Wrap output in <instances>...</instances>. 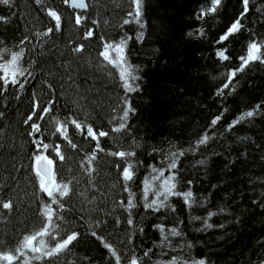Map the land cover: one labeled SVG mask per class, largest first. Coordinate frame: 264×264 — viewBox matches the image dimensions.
<instances>
[{
  "label": "trees",
  "instance_id": "trees-1",
  "mask_svg": "<svg viewBox=\"0 0 264 264\" xmlns=\"http://www.w3.org/2000/svg\"><path fill=\"white\" fill-rule=\"evenodd\" d=\"M86 1L81 25L75 24L76 10L63 0L0 4V16L7 18L0 22V55L9 59L22 50L20 64L27 70L19 78L27 80L22 89L11 84L7 91L0 88V200L13 202L11 210L0 206V252L15 255L23 237L42 227L40 213L48 198L32 167L37 152L33 140L39 139L59 145L65 157L60 161L51 147L45 153L55 161L57 183H68L70 189L67 197H58L64 203V220L57 239L71 231L79 236L68 249L31 264H116L117 256L119 264H128L133 256L140 264H192L200 259L206 264H264V63L251 62L224 87L228 74L241 67L239 57L246 56L248 44L264 46V0H249L242 29L223 42H218L220 37L241 17L242 0H222L215 13L202 16L211 0H141L142 41L137 40L140 26L128 14L134 10L130 0ZM49 9L61 16L62 26L43 35L54 25ZM89 29L93 36L85 39ZM125 37H130L125 66L138 77L129 83L140 89L134 93H126L120 69L100 55L106 43ZM80 45L83 51L75 52ZM223 49L226 61L217 56ZM126 99L135 113L117 133ZM36 102L52 108L43 120L38 119ZM34 110L37 115L26 123ZM248 111L259 114L240 120ZM67 118L84 126L83 135L67 126L76 148L53 134L56 121ZM33 122L41 128L37 135L32 134ZM89 125L97 134L109 133L100 138L105 151H97L96 141L85 138ZM205 134L208 143L198 144ZM94 151L96 159L88 164ZM114 151H135L141 161L132 186L138 201L150 166L161 168L171 153L184 152L177 162V190L190 188L196 203L187 208L173 197L169 202L174 211L155 214L138 206L133 219L144 217V231L134 232V226L125 223L128 212L120 206L128 193L122 187L123 163L109 154ZM209 212L217 213L208 221L213 228L201 230ZM155 224L176 227L182 236L170 237L168 245L161 246ZM45 240L49 248L55 246L56 241Z\"/></svg>",
  "mask_w": 264,
  "mask_h": 264
},
{
  "label": "snow or ice",
  "instance_id": "snow-or-ice-1",
  "mask_svg": "<svg viewBox=\"0 0 264 264\" xmlns=\"http://www.w3.org/2000/svg\"><path fill=\"white\" fill-rule=\"evenodd\" d=\"M13 0H0V4L5 6H11ZM42 0H36V3H41ZM65 4H69L73 9H87L88 4L85 0H63ZM131 4H134V10L130 11L128 14L132 16L133 21L138 24L141 28V32L137 36V40H143V28L144 24L142 22L143 15V5L141 0H130ZM222 0H211V6L207 8L206 12H202L200 16L207 15L210 13H215L219 6H221ZM243 9L241 13V17L237 18L228 28L227 32L220 37V41L223 42L229 39V36L239 32L243 25L241 24V18L248 11L249 0H242ZM47 15L54 21L53 27H49L47 32L43 33V35H49L53 33V30L60 31L62 26V18L61 16L54 10L49 9L47 11ZM199 18V16H198ZM86 19V17H82L80 14H76L75 16V24L81 25L82 21ZM0 22H7V18L4 16H0ZM132 21L125 20L124 24H128ZM95 23V21H93ZM203 33H201L202 35ZM93 36V31L91 29L87 30L85 33V39L91 38ZM130 39V37H125L121 39L118 43H106L103 46V51L100 53L101 56L104 57V60L109 64L114 65L116 68L120 69L119 77L120 80L123 81L122 88L126 90V93H134L138 92L139 85L135 86L133 83H129V80L136 81L138 77L132 75L129 71V67H126L128 61L125 56V48L126 42ZM262 46L261 44L252 41L248 44L247 54L246 56H241L239 59L241 60V67H239L236 71H232L228 74V83L224 85L225 88L229 86L231 83V77H235L237 71H243L244 67L248 66L251 62L259 61L264 63V55H262ZM75 52L79 53L83 51V45H80L74 49ZM226 49L220 50L217 52V56L221 60H228L229 56L226 55ZM113 53L115 56H113ZM23 56V51L13 52L10 55L9 59H5L2 55H0V88L4 91H7L8 86L11 84L13 87L19 85L22 89L24 84L27 83L25 79L22 83L19 79L20 77H24L26 74V69L23 68L20 64V60ZM30 75V73H28ZM222 91V90H221ZM125 104L127 105L126 109L123 110V121L119 124V127L115 128L114 131L119 133L123 129L126 128V121L128 120L130 113H135V108L131 105V103L126 99ZM34 108L38 109L41 113L38 119L43 120L46 115H48L52 108L51 106L41 107L38 102L34 104ZM259 114L254 111L246 112L240 120L245 119L246 117H253L254 115ZM2 115V113H0ZM37 112L34 110L32 114L27 118L26 123L28 121H32L33 116H36ZM220 119L217 116L215 119L211 121L212 125H216L218 120ZM71 124L75 127V129L81 134H84V126L79 123L76 119L67 118L65 121H56V126L53 134H59L68 144L71 145L72 148H76V145L72 143L69 139L67 133V126ZM31 129L34 133H39L41 131L40 125L38 123L33 122L31 124ZM109 135L106 131H99L97 134L94 131L91 125L87 126L86 136L85 138H91L96 141V150L103 152L105 151L100 147V138L107 137ZM209 136L207 134L203 135L201 139H199L198 144L206 145L209 141ZM35 147L37 149L36 154L33 157V171L35 176L38 179L39 189L41 193L45 194L48 200L43 205V210L40 213L41 216V225L42 227L35 231L30 235H26L23 237L22 241L19 242L18 246L15 248V255L12 252H0V261L6 262V264H13L14 261L19 260L21 257H25L22 264H31V260H42L44 257H54L58 253L69 248V245L78 239L79 233L76 231H71L70 234L66 235V238L57 239L59 233L56 231L61 227L60 222L64 220V215L62 210L64 208V203L58 197H67L69 195V184L68 183H57L56 174L53 170L55 161L51 159L45 153L48 152L49 148H52V151L55 153L56 157L60 161L65 159L64 155L60 150L59 145H49L44 143L42 140L35 139L33 140ZM194 150V149H190ZM110 155L113 157H119L121 162L123 163V167L121 168L122 174V187L125 192L128 193L125 201H121V207L124 208L125 211L128 212V216L125 217V223L129 226H134L133 231L143 233L144 229L142 227L144 217H141L139 220L134 222L133 219V210L137 209L138 206H142L146 210H151L153 214L162 213L163 209H167L168 212L174 211L171 203L169 202L173 197H179L183 204L187 208H192L193 204L196 201L193 199V192L190 190L178 191L177 190V175H178V158L184 156V152H175L171 153L168 157L167 163H164L161 168H156L154 166H150V173L147 177L142 179V190L140 194V201L136 198V193L132 191V186L136 182V172L138 171V166L141 161L138 157H136L135 151H114L110 152ZM132 158H135L133 161ZM96 159V152L94 151L91 156L88 157L87 163L91 164ZM198 163L200 165H205V160H199ZM119 167V165H117ZM165 170L168 171V175H165ZM70 183V182H69ZM188 184H191V181H188ZM151 195V198H150ZM142 201V204H141ZM204 201H201V205ZM56 205L57 207H53ZM0 206L3 209L11 210L13 208V202L11 199L8 201L0 200ZM217 213L209 212L206 217L202 219L204 224V228L201 230H208L213 228V224L208 221L213 215ZM193 219H200L199 217H193ZM153 227L160 233L162 238V245L167 246L170 240V237L174 236H182V232L178 230V228L173 227L170 229H166L163 224H155ZM92 236H97L96 232L93 231L91 233ZM51 238L56 241L55 246L49 248L47 246L45 238ZM97 239H101L102 237H97ZM104 247L108 248L109 251H112L111 245L104 243ZM29 253H32V256H29ZM112 255L115 256V252H112ZM145 256L148 255V252L144 253ZM120 258L116 257V264H119ZM128 264H140V261L136 257H130L128 260ZM172 264H178V261L173 260ZM192 264H206L204 259L193 261Z\"/></svg>",
  "mask_w": 264,
  "mask_h": 264
},
{
  "label": "water",
  "instance_id": "water-1",
  "mask_svg": "<svg viewBox=\"0 0 264 264\" xmlns=\"http://www.w3.org/2000/svg\"><path fill=\"white\" fill-rule=\"evenodd\" d=\"M85 2L87 3V1L85 0ZM69 5V4H68ZM69 7H70V5H69ZM71 8V7H70ZM88 8V7H87ZM73 9V8H72ZM75 10H78V11H84V10H87V9H75ZM32 134L33 135H37V134H39V133H34V132H32Z\"/></svg>",
  "mask_w": 264,
  "mask_h": 264
},
{
  "label": "bare ground",
  "instance_id": "bare-ground-1",
  "mask_svg": "<svg viewBox=\"0 0 264 264\" xmlns=\"http://www.w3.org/2000/svg\"><path fill=\"white\" fill-rule=\"evenodd\" d=\"M88 9V8H87ZM84 11H86V10H84ZM82 13H83V11H78V10H76V12H75V16H76V14H80L81 16H82Z\"/></svg>",
  "mask_w": 264,
  "mask_h": 264
}]
</instances>
